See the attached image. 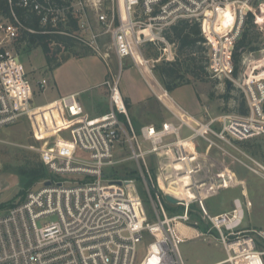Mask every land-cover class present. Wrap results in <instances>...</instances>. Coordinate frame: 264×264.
<instances>
[{"label": "built area", "instance_id": "built-area-1", "mask_svg": "<svg viewBox=\"0 0 264 264\" xmlns=\"http://www.w3.org/2000/svg\"><path fill=\"white\" fill-rule=\"evenodd\" d=\"M6 1L7 15L0 4V130L39 109L35 86L16 49L27 33H64L97 54H101L99 40L107 34L120 67L125 58H132L139 66L135 49L142 54L146 34L164 37L163 31L178 20H195L201 24L206 44L212 46L209 69L213 72L221 65L220 57L233 52L255 2ZM232 9L235 18L224 34L222 27L225 18L231 17ZM29 15L37 18L41 30L26 23L23 18ZM70 23H76L78 29L62 30L60 25ZM207 25L220 44L219 50L209 37ZM166 43L168 60H173L175 45ZM143 59L153 73L151 61ZM228 66L231 72L232 61ZM156 79L176 106L167 105L149 84L172 117L160 126L135 127L117 74L105 81L109 109L101 115L88 116L78 93L63 95L52 102L72 124L71 138L65 139L66 145L57 140L50 146L46 141L37 148L49 177L28 189L21 201L0 203V264H186L180 245L190 237L182 232L181 225L199 231V222L193 220L194 206L211 222L210 228L199 231L195 237L211 235L215 230L218 235L215 239L227 254L221 262L242 264L264 255V229L242 227L246 214L244 200L236 198L231 211L217 215L207 210L206 194L211 189L228 186L225 175L228 172L200 178L203 167L196 164L201 157L200 141L223 150L221 143L238 149V143L264 134V76L255 74L254 79L240 83L249 104L247 115L217 117L209 122L185 109ZM37 84L38 90L44 92L48 80L41 78ZM216 122L222 125L220 129L214 126ZM118 149L128 150L129 157L117 160ZM246 156L248 160L240 159L241 162L264 181V163ZM151 157L155 159V173ZM123 160L135 163L147 205L138 179L115 178L111 174L109 168ZM175 181L177 185L173 184ZM172 185L179 192L170 190ZM167 196L177 202H170Z\"/></svg>", "mask_w": 264, "mask_h": 264}, {"label": "rangeland", "instance_id": "rangeland-1", "mask_svg": "<svg viewBox=\"0 0 264 264\" xmlns=\"http://www.w3.org/2000/svg\"><path fill=\"white\" fill-rule=\"evenodd\" d=\"M263 5L264 0H255L253 9L244 24L241 36L247 31L248 39L251 41V47H256V49L249 50L244 55L242 61L237 65V75L233 74L235 65L233 64V68H231L233 70H231V72L229 71L230 68L228 66V62L232 61L233 50V52L230 51L228 55L224 54L220 57L221 59L219 62L221 65L218 70H213V75L209 80H194V87L200 98L205 94L208 95L206 102L201 105L205 108L204 112L200 114V117L198 116L201 121L209 122L213 118L231 115L242 116L238 109L243 99H245L246 105L249 106L240 83L244 84L248 80L254 79L255 74L257 76H264ZM234 18L232 9L230 20L225 18V21L227 20L229 22L228 25L222 27L224 34L228 33L227 30L232 26ZM207 27L210 28L209 37L212 40L215 49L219 50L220 44L217 43L216 39L211 37V26L207 25ZM144 32L149 33V31ZM146 35L147 37L142 40L146 41V43L141 46L142 54L135 49V57L139 66L135 65L132 58V60L130 58H125L123 59L121 67L110 35H103L99 40L101 54L94 52L100 60L98 61V65L103 66L104 69L106 68L108 75L111 72L110 77L114 74L119 76L120 89L123 90L126 86L132 91L138 92L140 89L141 91L144 90L145 86L149 89L153 87L160 99H162L167 105L176 107L171 97L164 92L162 87H160L155 80V78H158L159 76L154 72V67L170 58L168 47L160 46L158 43H155L154 36L148 37L149 34ZM240 38H238V40ZM223 45L224 43L221 42L222 47ZM206 47L210 57L212 46L206 44ZM80 48L84 49L85 45L79 42L76 47L69 52L65 51L64 53H60L59 57L67 54L70 56H77L76 52L81 51ZM164 48H166V50H164ZM16 49L30 79L33 81V85L35 86V103L38 104L39 109L35 114L33 113L28 118L25 117L16 121L13 125L8 127V129L0 130V203L3 202L9 205L21 201L28 189L37 187L39 182L43 180V178H41L38 181L31 183L28 188H25L24 185H27L28 178L21 175V171L26 169L25 167H38L41 164L40 154L37 151V148L43 145L46 141L50 146H54V143L57 140L60 142V145H66L67 141H65V139L71 138L70 125L72 124L67 122L68 120H66V117L60 113L59 109L56 108V105L52 106V102L56 100L55 98L58 96L57 92H59L53 76H56V74L60 75V79L62 78V81L67 83V85L64 86L65 88L73 87L76 89V77L79 73L76 66L67 67L68 65H63L61 68L57 69L62 65L61 64L56 68L58 72H56L57 70L55 69L56 71L54 70L53 75V71L50 72L47 68L45 54L38 44L28 45L24 40L16 45ZM242 49L243 48L239 50L241 51ZM106 54L107 57H105ZM142 56L151 61L150 65L152 66L153 73L156 77L147 64L144 63ZM129 67L134 68L130 69ZM92 71L93 73L94 71L97 72V74H95L96 78L97 75L100 77L102 73L105 72L103 69L97 70L95 68ZM91 74V71H85L86 76H90ZM41 78H47L49 82L44 92L40 89L38 90L40 87H38L37 83ZM92 78H94V75H92ZM158 80L160 81L159 78ZM149 84L152 87H150ZM183 91L184 95H182L181 92H177V94L174 95L180 100L178 102L187 105L192 104V106L197 107L198 103H196V99L193 96V88L187 87L184 88ZM211 91L215 93L214 98L209 96ZM227 94L232 95L230 99L225 98ZM78 96L83 106L90 104L92 97L91 93L80 92L78 93ZM104 97L107 99L106 93ZM184 104L182 105L188 108ZM137 108L139 109L138 114H136ZM137 108L134 107L133 111L129 112L132 122L137 129L141 127V123L161 124L165 119L166 114H164V111L166 109L154 93L151 94V98L146 104L138 106ZM198 108L200 107L198 106ZM167 115V118H172L169 113H167ZM214 126L219 129L222 127V125L217 122ZM243 142L244 143L242 144L238 143L237 146L239 150L225 143H221L224 148L223 150L215 146L210 147L209 143L200 141L199 148L201 157L196 163L203 167V172L201 173L200 178H206L209 175H218L223 172H228L227 174L235 173V176L237 177L235 181L229 180V185L222 189L209 190L205 202L209 213L211 215H217L231 211L234 208V200L236 198H241L246 203V214L242 227L264 229V181L247 169L241 162V160L247 161L248 158L246 155H249L264 163V134ZM129 154L130 152L128 150L118 149L115 156L117 160H122L128 158ZM235 157H237V159ZM154 162L155 159L151 157L150 163L155 173L156 167ZM109 170L115 178L138 179V188L145 204H148L146 192L143 189L142 181L139 179V172L132 160H123L109 168ZM230 181H232L233 184L230 185ZM23 190H25L24 193L22 192ZM181 210L182 208H180V211ZM193 211V220L199 222L201 230L203 229L205 231L211 227L210 220L201 212L198 213L199 210H197L196 206H194ZM215 237H218V235L217 232L213 230L211 235L194 237L183 242L180 245V250L185 263L210 264L226 258L227 254L223 245L216 240ZM252 261L253 262L242 264H264V255L259 256L258 259Z\"/></svg>", "mask_w": 264, "mask_h": 264}, {"label": "trees", "instance_id": "trees-1", "mask_svg": "<svg viewBox=\"0 0 264 264\" xmlns=\"http://www.w3.org/2000/svg\"><path fill=\"white\" fill-rule=\"evenodd\" d=\"M1 8L4 14H8L9 7L6 0H0ZM262 16H264V5L262 6ZM23 14V13H21ZM252 15V14H251ZM231 17L228 16L227 20ZM26 23L36 29L41 30L39 21L33 15H29L28 18H23ZM225 21V26L228 25V21ZM62 30L76 31L78 26L76 23H70L69 25H60ZM248 33L245 31L241 38L235 44L234 52L232 54V63L234 66L233 74L237 75L239 62L242 61L244 55L249 50H255L256 47H251V41L248 39ZM165 37H155V43L160 46H167L166 42L175 45V57L173 60H166L154 67V72L158 74V78L162 82L163 86L170 92L176 88L191 84L194 80L205 81L209 80L213 73L209 69L210 57L208 49L206 47L207 39L204 37L199 21L190 19H180L163 31ZM211 37L215 39L214 35ZM159 40V41H158ZM25 41L28 45L38 44L42 48V51L46 57V64L49 71L54 70L60 66L70 55H63L59 57L60 53L65 51L69 52L75 48L79 43L74 37L66 35L64 33H27L25 35ZM243 48L241 51L239 49ZM76 52L77 56H86L89 54H95L93 49L86 47ZM231 90V89H229ZM209 96L214 98L215 93L210 92ZM232 95L227 94L226 99H230ZM239 112L242 116L249 113V107L246 105L245 99L241 101ZM244 142H241V144ZM21 171V175L28 178V188L31 183L38 181L39 179L48 178L49 172L45 165L41 162L38 167H25ZM23 193L25 190L22 191ZM170 209H173L170 207Z\"/></svg>", "mask_w": 264, "mask_h": 264}, {"label": "crops", "instance_id": "crops-1", "mask_svg": "<svg viewBox=\"0 0 264 264\" xmlns=\"http://www.w3.org/2000/svg\"><path fill=\"white\" fill-rule=\"evenodd\" d=\"M98 61H100V60L98 59L97 54H89V55H86V56H72L71 55L67 60H65L62 63V65L60 67L57 68V69H59L63 65H65V66L68 65L67 67L76 66L78 68L79 73H78V75L76 77L77 78V83H76L77 88L76 89L73 88V87L72 88H65L64 86H66L67 83H64L62 81V78L60 79V77H59L60 75H58V74H56V76L54 75V70L56 68L54 70H52L53 71V75H54L53 76L54 81H55L56 86H57V88L59 90V92H57L58 96L55 99H57V98H59V97H61L63 95H68V94H72V93H80V92L81 93H91L92 97H91V100H90V104L89 105L88 104L84 105L86 114L88 116H90V117H95V116H98V115H101V114L107 112L108 109H109V100H108L107 87L105 86V81L110 77V73L111 72L108 75V73L106 72V68L104 69L103 66H99L98 65ZM94 68L97 69V70L103 69L106 73L103 72L100 77L97 75V78H96L95 74H97V72L94 71V73H93V71H92V70H94ZM129 68L133 69L134 67H129ZM85 71H91L92 74L90 76H86L85 75ZM56 72H58V70ZM92 75H94V78H92ZM48 84H49V82H48ZM194 85L195 84H194V81H193L191 84L180 86V87L176 88L175 90L170 91V94L178 102L180 100H178V98H176V96H174V95L177 94V92H181V94L184 95L183 89L187 88V87H192L193 88V96L196 99V103H198L197 107L192 106V104H188L187 105V104H184V103L181 102L182 104L187 106L190 109L189 110L188 108L184 107L180 102H178V103L181 104L185 109H187L193 115H196L197 117L198 116L200 117V114L202 112H204V109H205L201 105H203L206 102L208 95L205 94L204 96H201V98H200L199 94H197V92L195 90ZM105 93L107 95V99H105V97H104ZM122 93H123V95H124V97L126 99V103L128 105L129 112L133 111L134 107L137 108L138 106H142V105L146 104L148 102V100L151 98V94H153V92L151 91V88L149 89L146 86H145L144 90L141 91V89H140V91H138V92L137 91H132L130 88H127L125 86L123 88V90H122ZM101 98H103V99H101ZM163 106L166 109L164 111V114H166V115H165V119L161 122V124L164 121L170 119V118H167V116H168L167 113H169V110L166 108V106L164 104H163ZM198 106L200 108H198ZM138 111H139V109L137 108L136 114H138ZM145 124H154V123H141L140 126H143ZM161 124H155V125L160 126ZM225 175H227V177H228L227 179L228 180L235 181L236 178H237L235 176V173H229V174H225ZM204 192H206V189L204 190ZM207 196L208 195L206 194V198H207ZM205 204H206V202H205ZM196 208H197V210H199V208L197 206H196ZM199 212H201V210H199L198 213ZM199 230H201L200 226H199ZM220 261L221 260L215 261V262H212L210 264H217Z\"/></svg>", "mask_w": 264, "mask_h": 264}, {"label": "bare ground", "instance_id": "bare-ground-1", "mask_svg": "<svg viewBox=\"0 0 264 264\" xmlns=\"http://www.w3.org/2000/svg\"><path fill=\"white\" fill-rule=\"evenodd\" d=\"M155 80H156V82L158 83V81H157V79L155 78ZM163 89V88H162ZM164 92H165V90H164ZM166 93V92H165ZM167 94V93H166ZM176 182H173V184H175ZM176 185H177V183H176ZM180 186H181V183H180ZM170 190H173V191H175V192H179V191H177V189H179V188H175L173 185L169 188ZM180 195V194H179ZM181 229H182V232L183 233H185V234H187V235H189V237L190 238H194L195 237V234H197L199 231H196L195 232V229H191L190 227H186V226H184V225H181ZM207 230V229H206ZM205 230V231H206ZM202 231V230H201ZM204 231V230H203ZM225 259V258H224ZM223 259V260H224ZM223 260H221V261H223ZM219 262V263H217V264H224V262Z\"/></svg>", "mask_w": 264, "mask_h": 264}, {"label": "water", "instance_id": "water-1", "mask_svg": "<svg viewBox=\"0 0 264 264\" xmlns=\"http://www.w3.org/2000/svg\"><path fill=\"white\" fill-rule=\"evenodd\" d=\"M167 199L170 201V202H173V203H176V199H174L173 197L171 196H167Z\"/></svg>", "mask_w": 264, "mask_h": 264}]
</instances>
